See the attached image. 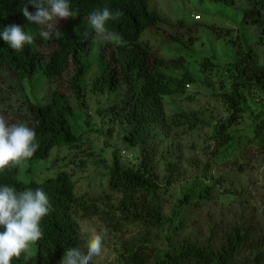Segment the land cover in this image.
<instances>
[{"label": "trees", "instance_id": "trees-1", "mask_svg": "<svg viewBox=\"0 0 264 264\" xmlns=\"http://www.w3.org/2000/svg\"><path fill=\"white\" fill-rule=\"evenodd\" d=\"M222 1L233 7L240 0ZM245 1L248 7L242 23H247L249 18L259 22L261 31L257 42L263 43L264 0ZM26 3L28 0H0V32L15 23L34 36L33 43L26 44L20 52L0 38V75L3 69H9L18 82L29 85L34 95L41 89H50L46 99L33 103L24 112L26 119H9L13 123L24 121L23 124L33 128L39 148L31 158H22L0 170V186L10 185L17 191L42 188L48 195L50 211L42 220L43 238L35 241L36 262L27 260L26 251L20 258L14 257L12 264H60L67 248L84 244L79 219L97 215L120 233H126L130 225L140 229L139 236L125 241L118 264H264V213L262 220L256 213L258 219L253 215L232 224L218 238L211 233L203 240L185 237L177 243L176 236L187 228L186 207L210 200L214 186L211 182L195 177L179 195L177 207L169 213L165 208L157 164L165 142L172 136L173 129H194L206 123L195 112L181 110L168 116L164 96L184 94L186 86L192 82L210 85L207 77L198 78L190 71L184 59L167 58L149 41L141 40V35L147 28H160L171 31L165 39L167 42L181 40L191 48L197 38L193 33L203 19L192 17L191 23L182 19L171 24L150 9L149 0H69L72 10H78L77 16L61 19L52 30L51 38L44 40L38 34L41 26L31 24L20 11ZM28 6L29 11H36L30 3ZM105 6L114 14L119 13L116 19L108 22V28L118 33L122 42L102 41L96 61L97 76L88 83V73L95 64L91 53L99 37L85 17ZM196 15L202 17L201 13ZM181 29L188 34V41ZM218 36L232 43L239 56L229 63L232 76L229 91L219 93L227 106L228 116L213 125L209 141L214 142L216 149L211 154L218 164L228 165L231 161L240 165L244 155L255 149L264 151V109L252 115V123L248 126L236 127L246 112V89L257 86L264 91V62L251 44L246 29H242L237 38L226 37L222 32H218ZM46 45L51 46L52 51L44 52ZM212 64L210 59L204 61L205 67ZM172 65L174 71L167 72ZM178 69L182 70L180 74L175 72ZM89 91L107 92L110 96L112 92H120L108 106H99L96 110L103 124H110L108 135L113 136L119 125L124 144L139 149L138 161L132 165L121 162L119 148L113 150V164L106 166L108 172L104 173L108 192L99 196L77 193L78 178H74L79 171L74 165L84 169L94 152L82 147L87 132L93 128L77 134L71 124L76 109L83 112ZM71 95L79 106L73 105ZM105 108L107 111L102 115ZM85 124L90 125L88 114ZM58 145L72 152L71 168L67 169L66 163L55 175L36 179L35 163L49 158ZM26 163H29L27 167ZM177 170L174 161L165 163V185L173 182ZM23 172H29L33 178L24 181Z\"/></svg>", "mask_w": 264, "mask_h": 264}, {"label": "rangeland", "instance_id": "rangeland-1", "mask_svg": "<svg viewBox=\"0 0 264 264\" xmlns=\"http://www.w3.org/2000/svg\"><path fill=\"white\" fill-rule=\"evenodd\" d=\"M151 10L158 12L167 22L176 24L179 20L185 19L187 23L196 19V14H202V22L197 25L195 43L188 47L183 41L167 42L169 33L160 28L150 27L141 35V40L149 41L155 49L160 50L167 58L184 59L185 65L190 71L195 72L198 78L207 77L208 84L205 86L198 83H189L184 94L165 95L166 112L168 116L178 111L195 112L206 124H199L196 128L181 127L173 129L172 136L166 140L161 157L158 159V166L161 181L163 184V196L166 212L177 207L176 201L182 190L197 178L214 184L213 196L210 200L193 204L186 207L187 228L179 234L177 243L183 238L203 240L213 233L218 238L232 224L241 221L248 216H255L262 220L264 213V151L253 150L251 154L244 155L242 164L234 165L229 161L228 165H221L214 162V155L211 151L216 149L214 142L209 141L213 125L223 121L228 116L227 106L219 96L220 92L229 91L232 84V76L229 71V63L238 58V51L232 43L225 38L218 36V32L226 34V37L237 38L242 29L248 31L251 44L256 47L262 63L264 62V42H257L261 27L259 22L249 18L247 23H242L245 10L248 4L245 0L237 2V6H229L222 0H149ZM239 6H242L240 8ZM193 17V18H192ZM264 23V19L261 21ZM55 26L61 23L57 18L53 22ZM188 41L187 33L181 29ZM101 38L97 39L94 51L91 53V60L95 63L88 73V83L97 76L96 65L98 49L102 45ZM165 41V42H164ZM44 52L52 51V47L46 45ZM212 60L214 64L205 67L204 61ZM174 71V66L167 68V72ZM177 74L181 69L175 71ZM50 88H44L33 94L28 84L23 85L17 81L14 73L9 69H3L0 75V115L10 124L9 119H26L24 112L30 109V105L42 101L48 94ZM90 90V86H89ZM245 110L242 118L236 127L243 128L252 123V115L264 109V91L259 87H250L245 91ZM120 92L92 93L89 91L86 99V106L83 112L76 109V114L71 118L73 130L80 134L87 132L83 149L91 152L88 157V164L83 169L77 165L79 170L74 178H78L77 193H87L93 196L105 195L108 192L107 181L104 173L108 172L106 166L113 164V150L119 148L120 159L123 164L132 165L136 163L138 148L126 146L120 131L122 127L116 126L113 136L107 134L110 126L103 124L102 117L97 113L99 106H108L110 100L116 99ZM72 103L79 106L76 98L71 95ZM18 111V112H16ZM107 109L103 110L104 115ZM89 116L90 125L85 124L86 116ZM22 121L21 123H23ZM235 127V126H234ZM106 130V134H105ZM103 131V132H102ZM81 147V148H82ZM80 150V148H79ZM92 150V151H93ZM133 154L128 159L123 151ZM71 151L66 146H55L52 154L46 160L35 163L37 170L36 179L43 180L53 176L58 170L70 169L72 162L69 161ZM168 161L177 163L178 170L173 174L172 183L165 185L164 166ZM29 163H26V167ZM241 166L244 170H242ZM42 167V168H40ZM83 170V171H81ZM24 181H30L33 175L29 172L21 173ZM258 213V218L255 215ZM82 239L85 241L88 235L99 234L103 236L102 254L94 257V264H118L121 251L124 250V243L132 236H139L140 229L130 225L126 233L114 230L109 223L100 215L92 218L79 219ZM27 251V260L36 262L37 248L35 242H30Z\"/></svg>", "mask_w": 264, "mask_h": 264}, {"label": "clouds", "instance_id": "clouds-1", "mask_svg": "<svg viewBox=\"0 0 264 264\" xmlns=\"http://www.w3.org/2000/svg\"><path fill=\"white\" fill-rule=\"evenodd\" d=\"M36 11H29L28 4ZM20 11L31 23L41 26L39 36L49 40L57 18H75L78 10H72L69 0H28ZM108 7L98 8L85 19L97 35L107 42L120 44L121 36L108 28V22L116 19ZM0 38L13 50L20 52L26 44H32L34 36L18 24L4 27ZM59 38V33H57ZM39 148L36 132L23 123L10 124L0 115V170L18 163L22 158H31ZM50 211L47 193L42 188L17 191L13 186H0V264H12L20 258L30 242L43 238L42 220ZM103 236L88 235L82 247L66 249L60 264H94V257L102 254Z\"/></svg>", "mask_w": 264, "mask_h": 264}, {"label": "built area", "instance_id": "built-area-1", "mask_svg": "<svg viewBox=\"0 0 264 264\" xmlns=\"http://www.w3.org/2000/svg\"><path fill=\"white\" fill-rule=\"evenodd\" d=\"M196 17V19H202V17H201V15H196L195 16ZM123 154H125V156L128 158V159H132L133 158V154H131V153H127V151H123Z\"/></svg>", "mask_w": 264, "mask_h": 264}]
</instances>
